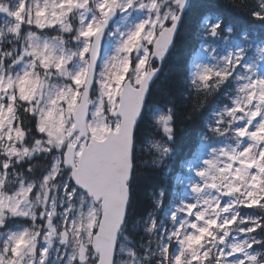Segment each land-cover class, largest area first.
<instances>
[{
  "label": "snow or ice",
  "instance_id": "snow-or-ice-1",
  "mask_svg": "<svg viewBox=\"0 0 264 264\" xmlns=\"http://www.w3.org/2000/svg\"><path fill=\"white\" fill-rule=\"evenodd\" d=\"M226 7L248 25L195 0H0V264H264V0ZM190 21L186 118L216 102L181 189L146 209L136 192L177 135L161 80ZM146 117L163 133L149 161Z\"/></svg>",
  "mask_w": 264,
  "mask_h": 264
},
{
  "label": "trees",
  "instance_id": "trees-1",
  "mask_svg": "<svg viewBox=\"0 0 264 264\" xmlns=\"http://www.w3.org/2000/svg\"><path fill=\"white\" fill-rule=\"evenodd\" d=\"M195 2L197 5L209 4L218 7L229 16L233 23L245 27L248 25L246 15L243 12L226 7L228 0H195ZM237 2H242V0H237ZM193 32L194 24L190 21L185 25L179 37L176 52L164 68L161 86L164 89L170 90L176 96L177 135L174 154L168 161L167 168L163 170H152L149 178L142 183L136 192L135 199L137 203L146 209H148L149 203L154 198V193L159 188L163 187L166 190L169 200L174 199V194L181 189L182 186L177 180L178 174L181 172L182 174L187 173V168L185 167L186 162L192 159L195 154L201 152L200 137L201 133L205 131L204 121L208 118L209 111L216 102L215 99L210 98L198 114L192 116L191 119L186 118L191 112L195 98L189 93L186 82H181L179 73L184 63L186 61L190 62L189 50L194 46L198 47V42L194 39ZM155 99L159 100L161 104L164 102L159 94ZM144 127L146 130L145 137L141 142L143 143V148L138 144L137 154L139 158H144L145 161H149L152 158V153L149 151V142L153 138H163V133L152 125L150 117H146ZM157 216L159 220L165 221L163 211L159 212ZM135 221L136 217L133 216L130 224H134ZM141 233L142 229H133L131 227L129 229V235L134 240H138Z\"/></svg>",
  "mask_w": 264,
  "mask_h": 264
},
{
  "label": "rangeland",
  "instance_id": "rangeland-1",
  "mask_svg": "<svg viewBox=\"0 0 264 264\" xmlns=\"http://www.w3.org/2000/svg\"><path fill=\"white\" fill-rule=\"evenodd\" d=\"M104 51L106 52L107 51V48L105 47V49H104ZM162 140V138L161 139H154V140H152V141H161ZM182 179H184V178H181V180Z\"/></svg>",
  "mask_w": 264,
  "mask_h": 264
}]
</instances>
